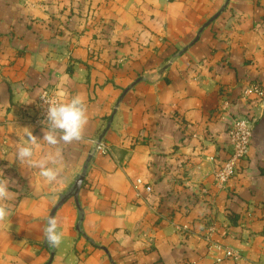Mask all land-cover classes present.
<instances>
[{"label":"crops","instance_id":"1","mask_svg":"<svg viewBox=\"0 0 264 264\" xmlns=\"http://www.w3.org/2000/svg\"><path fill=\"white\" fill-rule=\"evenodd\" d=\"M227 1L0 0V178L14 194L0 264H264V100L244 94L264 88V0H229L194 42ZM46 87L84 97L88 115L85 141L57 146L55 184L15 156L27 129L43 138ZM239 115L250 150L219 189ZM56 150L41 141L34 158ZM83 172L49 248L46 217Z\"/></svg>","mask_w":264,"mask_h":264},{"label":"clouds","instance_id":"2","mask_svg":"<svg viewBox=\"0 0 264 264\" xmlns=\"http://www.w3.org/2000/svg\"><path fill=\"white\" fill-rule=\"evenodd\" d=\"M45 109V130L42 139H38L29 129L26 131L27 140L18 146L15 156L21 164L38 168L39 175L48 183L55 184L60 181V169L56 167L62 160L61 152L57 147L61 143L85 141V128L88 123L86 100L80 95L72 97L67 102H58L54 99L43 97ZM41 141L48 146L57 148L53 152L46 153L39 159L35 157V149L41 146ZM96 149L102 150L103 144L91 141ZM52 165V166H50ZM14 194L9 190V181L0 178V225L10 216V207L7 201L12 200ZM44 242L49 248H58L63 241V232L59 229V220L54 216L46 217L43 229Z\"/></svg>","mask_w":264,"mask_h":264},{"label":"built area","instance_id":"3","mask_svg":"<svg viewBox=\"0 0 264 264\" xmlns=\"http://www.w3.org/2000/svg\"><path fill=\"white\" fill-rule=\"evenodd\" d=\"M254 93L260 99H264V88L258 84H249L248 87L244 89L245 95H250ZM43 97L48 99H54L58 102H61L57 91L53 87H46L41 94L38 96L35 108H36V115H35V123L40 126H45L43 121L45 120V109L46 105L44 103ZM254 132V124L252 120H250L247 116H236L229 127V145H230V154L229 157L225 160V162L218 168L214 173V180L215 185L219 189L227 188L229 181L234 177L236 173L237 166L239 162L245 159L249 153L250 145L253 137ZM99 144H103L102 150H97L96 145L94 148L95 153H109L110 147L104 143L103 141H97ZM137 195L139 197L142 196L143 192H152V186L149 184H145L142 179H137L133 182ZM214 227H210V233L213 232ZM187 227H182V230L187 232ZM209 237V236H208ZM229 256H233V252L229 251L227 253Z\"/></svg>","mask_w":264,"mask_h":264},{"label":"water","instance_id":"4","mask_svg":"<svg viewBox=\"0 0 264 264\" xmlns=\"http://www.w3.org/2000/svg\"><path fill=\"white\" fill-rule=\"evenodd\" d=\"M229 0L226 2L225 6L216 14L212 17V19H210L201 29L200 31L198 32L196 38L194 39V42L197 41L201 35V33L203 32L204 28L207 27L212 21H214L222 12L223 10L225 9V7L227 6ZM186 49H184L185 51ZM87 169V167H86ZM85 175H86V172H83L82 174L78 175V177L76 178L75 182L73 183L70 191L66 194V195H62L61 196V199L59 200V202L57 203V205L54 207V209L52 210L51 212V216H55V213L57 211V209L63 205V203H65L67 201L68 198L70 197H74L75 201H76V204H77V207L80 208V203H79V193H80V190L82 188V185L84 183V180H85Z\"/></svg>","mask_w":264,"mask_h":264},{"label":"rangeland","instance_id":"5","mask_svg":"<svg viewBox=\"0 0 264 264\" xmlns=\"http://www.w3.org/2000/svg\"><path fill=\"white\" fill-rule=\"evenodd\" d=\"M258 98H259V97H258ZM257 100H258V99H257ZM263 100H264V99H263ZM211 226L214 227V228H213V230H214V229H215V225L212 224ZM231 251H232V250H231ZM232 252H233V251H232ZM227 255H228V254H227ZM235 255L238 256L237 254H234L233 256H235ZM228 256H229V255H228ZM230 257H232V256H230Z\"/></svg>","mask_w":264,"mask_h":264},{"label":"trees","instance_id":"6","mask_svg":"<svg viewBox=\"0 0 264 264\" xmlns=\"http://www.w3.org/2000/svg\"><path fill=\"white\" fill-rule=\"evenodd\" d=\"M68 193V192H67ZM67 193H64L63 195H66Z\"/></svg>","mask_w":264,"mask_h":264}]
</instances>
